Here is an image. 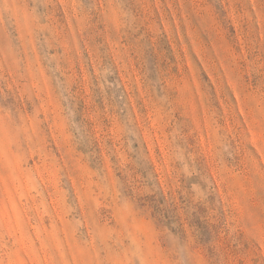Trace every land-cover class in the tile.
Instances as JSON below:
<instances>
[{"label":"rangeland","instance_id":"obj_1","mask_svg":"<svg viewBox=\"0 0 264 264\" xmlns=\"http://www.w3.org/2000/svg\"><path fill=\"white\" fill-rule=\"evenodd\" d=\"M0 264H264V0H0Z\"/></svg>","mask_w":264,"mask_h":264}]
</instances>
